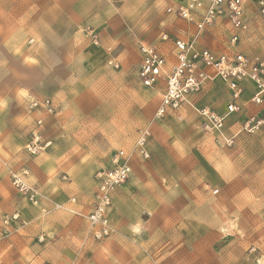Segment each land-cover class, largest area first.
Returning <instances> with one entry per match:
<instances>
[{
  "label": "crops",
  "instance_id": "1",
  "mask_svg": "<svg viewBox=\"0 0 264 264\" xmlns=\"http://www.w3.org/2000/svg\"><path fill=\"white\" fill-rule=\"evenodd\" d=\"M99 1L56 0L41 10L35 22L28 16L29 20L23 22L0 24V49L3 50L0 53V264H192L191 236L195 234L202 240L208 237L207 222H197L193 205H204L212 199L207 193L209 176L204 171L211 161L207 157L212 154L200 151L199 157L203 161L200 160L198 165L187 164L185 159L189 157L184 154L182 160L177 147L168 142L170 138L167 140L158 132L161 128L170 130L172 126L173 131H177L173 135L185 137L178 121H182L183 111L193 110L187 104L168 113L179 112L178 121L166 117L152 124L153 136L147 147L151 156L154 151V159L142 163L138 155L131 157V176L115 191L109 211L115 232L102 240H96L91 234L88 215L99 185L97 173L113 167V157L119 150L135 152L139 136L136 132L123 146L114 142L126 141L125 136L121 129L118 131L112 125H106V119L111 118L105 119L103 102L90 95L91 82L106 74L123 76L125 66L140 62V85L159 101L158 107L164 92L163 80L153 88L141 83L140 46L145 42L139 45V51L135 50L134 58L129 57L128 51L135 44L127 40L120 44L121 50L116 56L112 51L119 43L117 37L106 38L100 32L96 37L99 44L94 43L98 21L105 19V9L101 10ZM254 8L258 14L256 4ZM113 20H105V23L111 24ZM167 32L172 37L183 38ZM247 34L242 33L241 38H246ZM160 36L161 33V40ZM188 38L190 36L183 39ZM200 45L207 46L203 38ZM158 49L169 63H175L171 42L161 40ZM239 49L242 51L241 47ZM109 62L118 64V68ZM171 69L167 68V71ZM216 80V85L223 82ZM212 88L207 90H212L213 95ZM226 90L227 99L216 100L212 106L201 103L199 94L193 99L198 105L209 106L223 115L230 95L228 87ZM247 90L242 98H248L245 104L251 110L250 115L258 108L250 102L255 88L251 92ZM29 96L50 98L56 111L53 114L31 111L27 106ZM241 102L245 105L243 99ZM38 118L44 120L41 132L52 145L39 155L31 156L25 147ZM92 119L95 124L106 125L98 134L96 131L90 133L88 125ZM114 132L118 134L117 140L113 139ZM226 134L232 133L227 130ZM209 135L215 145H219L215 137ZM156 154H159L158 158ZM216 165V173L221 174L219 179H228L227 170L233 165L225 164V161ZM23 167L30 171L27 181L41 192L37 205L29 202L12 185L10 171ZM193 181H198L201 187L200 196L189 187ZM204 183L206 185L202 187ZM210 191L213 195L219 193V189ZM252 198L250 201H254ZM214 206L221 211L216 212V229L223 230L224 212ZM6 214H18L19 220L5 225L3 217ZM193 222L195 227H200L199 230L194 228V233ZM251 231L259 230L253 224ZM258 234L264 235V228L263 233ZM220 235L225 237L227 234ZM177 237L181 240L174 243Z\"/></svg>",
  "mask_w": 264,
  "mask_h": 264
},
{
  "label": "rangeland",
  "instance_id": "2",
  "mask_svg": "<svg viewBox=\"0 0 264 264\" xmlns=\"http://www.w3.org/2000/svg\"><path fill=\"white\" fill-rule=\"evenodd\" d=\"M53 1L56 0H0V24L2 26L7 21L9 23L23 22L25 19L29 20L28 16H31V21L35 22L41 15V10L51 5ZM175 1L100 0L101 10L105 9L103 11L105 19L98 21L99 26L95 27L96 37L100 32H103V37L106 38L117 37L119 41L116 43L117 48L113 47L114 50L112 49V54L115 56L120 53V44L122 45L125 40L135 44V47L128 51L129 57L133 56V58L136 55L135 50L138 49L139 51V45L143 42L158 48L161 43L159 35L164 28L173 35H179L183 38L189 37L195 31L194 26L169 15L166 11L167 6ZM247 16L250 27L245 32L248 33L246 38H241L239 47L248 55L264 56V18L255 12L254 3L247 6ZM111 19H115L111 24L105 23ZM162 22H164L163 25ZM233 32L229 22H217L204 32L203 42L213 50H224L227 48ZM27 43L32 44V41ZM2 52L3 50L0 49V53ZM139 64L140 62H134L132 66H125L126 71L123 76L106 74V76L95 78L91 82L90 95L94 96L96 101L100 99L103 102L102 115L105 119L111 118L110 120L106 119L108 121L105 122L106 125L110 124L118 131L121 129L125 136L126 141L124 142L119 141V139V142L114 141L120 143L121 146L132 139L136 132L139 134L142 129H149L151 136H153L152 124L155 121H162L166 117H173L175 121H178L176 118L180 114L177 112L178 114H168L162 118L156 116L159 101H155L152 93L140 85ZM173 65V61L169 63L167 60L168 69L172 68ZM216 84H218V80L211 81L206 84L207 86H204L205 89L198 93L201 103L212 106L216 100L227 99V86L223 82L220 83L221 85ZM245 86L248 87L247 92H251L255 88L251 81H246ZM210 87H213V95L211 94L212 90H207ZM242 99L245 104L248 98ZM249 113L251 110L245 104L240 112L231 114L226 127L228 132L232 134L236 132L242 124L243 118L245 119ZM181 115L183 119L178 121V127H181L180 132L185 134V137L173 135V132L177 131H173L172 126L170 130H162L161 128L158 131L163 133L161 136H165L167 140L170 138L168 142L177 147L182 160L185 159L184 154L189 157V159H185L187 164L198 165L200 160L203 161V158L199 157L200 151L212 154V157H207L211 161H208L210 165L206 166L207 170H204L207 172V177L209 176L207 183L210 187L207 193L212 199L204 205H193L194 212L197 213V222L200 220L202 223L207 222L208 237L202 240L203 238L195 236V234L191 236V263L264 264V235L258 234L263 233L264 228V132L260 131L254 135L246 136L239 134L234 145L223 147L215 145L211 136L201 129L198 117L193 110L187 109ZM90 122L91 124L88 125L91 128L90 133L96 131L95 134H98L106 126L95 124L93 119ZM117 132L112 134L113 139L117 140ZM174 140L177 144L174 143ZM190 151H192L191 157L189 156ZM135 154L141 158L140 162L142 163L154 159V151L149 160L142 158L138 153ZM156 157L158 158L159 154H156ZM222 161H225V164L227 162L228 165H233V168L232 166L228 167L229 178L226 180H220L221 174L216 173V164ZM169 165L172 166L174 163L169 162ZM233 172H235L234 175ZM190 184L189 187L192 188L196 196H200L201 187L198 181H193ZM205 185L204 183L202 187ZM220 185L223 188L219 187ZM213 188L219 189V193L213 195L210 191ZM251 197H254L252 198L254 201H250ZM218 202L221 204L217 205ZM214 205L224 212L225 226L223 230L221 228L216 229V212L221 213V211H217ZM156 208L157 206H154V209ZM7 215L3 217L5 225L11 223V221L8 224L4 222ZM253 224L259 230L256 233L251 231ZM195 226L194 223L193 233L194 228L200 229V227ZM220 233L227 235L221 237ZM177 240H181V238H175L174 243Z\"/></svg>",
  "mask_w": 264,
  "mask_h": 264
},
{
  "label": "built area",
  "instance_id": "3",
  "mask_svg": "<svg viewBox=\"0 0 264 264\" xmlns=\"http://www.w3.org/2000/svg\"><path fill=\"white\" fill-rule=\"evenodd\" d=\"M251 3L256 4L258 13L264 18V0H176L167 6L169 15L192 24L195 31L188 39L172 37L164 30L161 32V40L173 44L175 63L170 71H167V57L161 50L147 43L140 46L141 83L147 88H153L161 80L164 81V92L156 112L157 117H164L187 104L199 116L201 129L213 135L221 146L234 145L241 133L254 135L260 131L264 132V56L248 55L239 49L242 33L250 27L247 5ZM221 21L229 22L234 30L227 48L213 50L208 46H201L204 32ZM93 36L94 43L98 45L96 35ZM109 64L118 68V64ZM216 79H221L230 91L227 111L223 115L209 106L198 105L193 99L207 83ZM246 81L254 84L255 91L250 102L258 110L248 115L236 132L227 135L226 124L229 116L243 108L241 99L247 90ZM27 106L31 111L42 110L49 114L56 111L50 98L29 96ZM43 123L42 118L36 120L31 139L25 147L31 156L39 155L52 145V141L45 138L41 132ZM150 137V130L142 129L135 144V152L119 150L113 157V167L97 173L99 185L88 215L91 234L95 239L102 240L115 232L109 218L113 195L120 186L128 182L132 173L130 159L135 153L146 160L150 159L151 153L147 147ZM29 173V169L23 167L10 171V178L15 189L29 202L37 205L41 192L27 181ZM18 219V214L7 215L4 222L8 224Z\"/></svg>",
  "mask_w": 264,
  "mask_h": 264
}]
</instances>
